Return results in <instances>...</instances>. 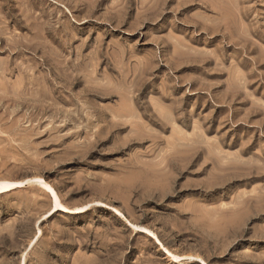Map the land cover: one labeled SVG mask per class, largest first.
<instances>
[{
    "label": "rangeland",
    "instance_id": "rangeland-1",
    "mask_svg": "<svg viewBox=\"0 0 264 264\" xmlns=\"http://www.w3.org/2000/svg\"><path fill=\"white\" fill-rule=\"evenodd\" d=\"M24 181L0 264H264V0H0Z\"/></svg>",
    "mask_w": 264,
    "mask_h": 264
},
{
    "label": "bare ground",
    "instance_id": "bare-ground-1",
    "mask_svg": "<svg viewBox=\"0 0 264 264\" xmlns=\"http://www.w3.org/2000/svg\"><path fill=\"white\" fill-rule=\"evenodd\" d=\"M155 107V106H154ZM122 114V113H121ZM124 114V113H123ZM126 114V113H125ZM128 114V113H127ZM127 114H126V116H127ZM129 116V115H128ZM127 116V117H128ZM127 119V118H126ZM122 120H124V119H122ZM157 121H159V122H161V120L160 119H158ZM111 124L113 125V126H118L119 125V123L117 124L116 122H111ZM163 125V124H162ZM176 145V144H175ZM182 146V145H181ZM184 146V145H183ZM182 146V147H183ZM184 148V147H183ZM173 149H175V147L173 148ZM160 163V162H159ZM163 163H164V161H163ZM175 164H176V162H175ZM166 167V166H165ZM179 172V171H178ZM26 182H28V181H24V182H0V194H2V193H5V192H8V191H11V190H14V189H16V188H20V187H22L23 186V184H25ZM52 197H53V204H54V206H53V211H57V210H59V209H62L63 211H65V212H68V213H70V214H78V213H81L82 212V210H77V209H75V210H71V209H65V208H62V206H61V204L59 203V201L57 200V198H56V196H55V194H53L52 193Z\"/></svg>",
    "mask_w": 264,
    "mask_h": 264
}]
</instances>
